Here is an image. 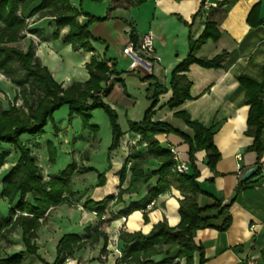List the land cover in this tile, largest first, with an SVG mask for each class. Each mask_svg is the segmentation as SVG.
I'll use <instances>...</instances> for the list:
<instances>
[{
	"label": "crops",
	"instance_id": "0c3cea01",
	"mask_svg": "<svg viewBox=\"0 0 264 264\" xmlns=\"http://www.w3.org/2000/svg\"><path fill=\"white\" fill-rule=\"evenodd\" d=\"M223 1L225 0H148L143 5L136 6L132 0H103L108 8L107 14L102 16L90 14L96 18L108 17L107 21L95 22L88 29L91 35L100 41L96 43L94 52L74 51L71 45L64 43L63 40L69 32L67 27L59 30L58 38L55 39L54 34L58 31L55 22H49L51 31L47 37L44 30L38 29V25L43 23L42 20L34 24L37 25V30L32 36L38 38L37 42L26 37L22 42L26 47L23 50L34 46L36 57L42 66L51 72L64 89L74 83L89 81L90 75L86 65L93 56L106 58L109 60L108 66H113L120 74L118 80L121 82L115 83L111 94L102 101L118 113L120 121L123 116L125 125L120 124L123 137L119 148L109 156L110 168L105 175V184L101 187L98 186V182L92 185L84 203L88 199L100 202L105 198L117 196L120 188L126 190L130 186V169L134 163L130 159L131 154L140 153L149 158L148 163L144 165L146 173L158 169L160 163L150 158L147 143L141 136L130 132L129 123L141 122L153 103L155 92L163 90L154 109L153 123H165L191 139L194 137L193 130L176 115L177 113L187 114L190 121L198 122L205 128L214 127V144L220 154L215 170L206 165L205 151H198L195 154V167L199 172L196 181L203 193L193 198L199 207L209 208L215 200L226 205L236 197L230 210L232 224L226 232L205 229L199 230L195 235V244L204 252V264H264V128L261 133L263 153L259 161L257 152L251 150L254 136L248 131H252L253 128H249L247 123L250 106L246 104V89L239 81L241 76L260 80L264 75V20H260L257 11L253 12L262 0H230L227 6L218 8V4ZM210 18L218 23L221 38L216 43L212 41L206 43L197 53V57L212 60L222 53H227V56L220 68L208 69L197 64L191 65L184 73L191 83L190 99L178 108L171 109L167 103L173 96L170 86L172 73L187 58L190 42L202 35ZM79 20L84 23L87 18L80 17ZM93 28L100 30V35H96ZM132 31L136 35V44L130 36ZM147 34H151L154 40V53L148 57L151 67L124 54V48L128 44H133L140 56L145 57L140 51V44ZM59 43L64 46L60 48ZM56 45H59L60 49ZM72 55L82 57L77 67L70 61H65V58L69 59ZM105 85L104 83L102 86ZM115 93L121 96L120 101L114 99ZM260 99L264 106V93ZM262 123L264 125V119ZM155 139L161 147L178 152L180 158L189 164L192 173L190 148L183 138L176 134L162 133L156 135ZM127 159L132 165L129 170L125 169V179L121 184L119 172L124 168ZM257 167L260 168L259 174L252 176L248 187L236 194L243 176L253 168L257 170ZM3 179H0L2 219L5 208L9 211L11 209L8 200L1 195ZM156 182L157 180H152L150 184L155 186ZM146 194L147 186L138 184L133 191L125 192L120 202H111L107 215L109 223L103 228L97 227L89 231L104 232L106 240L103 236L97 239L88 236L87 245L75 252L64 264H116L122 258L119 253L123 256V243L119 239L122 232L148 235L154 226L162 222L170 228L177 227L181 220L179 208L187 197L192 196L188 194L186 197L172 186L157 197L153 201L154 204L146 210L134 211L122 217L121 211L127 209L133 202L142 200ZM66 205L70 206L69 203H64L51 208L41 220L42 226L37 231L35 243L39 249L38 254L45 261L42 252L46 245L52 244L56 253L59 240L67 233L64 232L61 237H52L54 236L52 231L43 230L44 223L54 210L62 211ZM71 213L79 215L82 220L86 219L85 222L81 221L76 225L79 230L86 226H95L99 221L94 217V213L85 209L84 213L80 209ZM72 232L73 228L68 234L83 237L85 233ZM165 251L167 247L164 248ZM174 254L175 250H172L169 255L173 257ZM199 256V253H195L194 264H199ZM164 257L162 253L152 260L157 263ZM181 264H185L184 259L181 260Z\"/></svg>",
	"mask_w": 264,
	"mask_h": 264
},
{
	"label": "trees",
	"instance_id": "16d2710c",
	"mask_svg": "<svg viewBox=\"0 0 264 264\" xmlns=\"http://www.w3.org/2000/svg\"><path fill=\"white\" fill-rule=\"evenodd\" d=\"M102 2L103 0H93ZM148 0H132L136 6H141ZM230 0H225L218 4V8H223L229 4ZM204 4H202V8ZM261 3L253 10L260 14ZM20 11V15L18 14ZM251 13V15L253 14ZM41 17L54 18L58 29L54 38H58L59 30L69 28L68 34L64 38V43L71 45L74 51L94 52L92 46L93 36L89 32V25L95 22H105L108 17L96 18L85 14L81 10L74 8L70 0H0V72L12 78L15 84L22 85L20 81L11 77L14 70L12 64L16 62L18 69L25 73V78L30 83L32 89L39 92L37 104L29 108L27 115L14 107L0 111V143L11 145L19 152L17 164L11 169L2 182V197L6 198L11 206L10 217L0 218V241L6 239L18 229L22 231V243L24 250L8 258H0V264H21L25 256L36 257L43 264H64L75 252L87 245V240L75 234H65L58 242L56 248V259L53 263L46 262L38 254V247L35 243L37 231L42 226V221L51 208H56L64 203H69L72 194L70 189V178L77 170L75 164H70L62 170L59 175L48 182H44L37 158L33 156L32 150L22 141L24 135L32 137L42 136L45 128L51 122L54 123V114L62 107L69 108V118L81 117L84 127L97 132L96 126H90L91 113L95 110H103L109 118L112 130V142L109 154L120 146L123 137L118 115L109 105L102 101L113 91L114 84L120 83V74L115 69L108 66L109 60H99L93 56L86 65L90 75L86 83H74L67 89L59 84L51 72L42 66L36 57L35 48L30 46L26 52L8 47L10 44L20 42L22 32L26 28L25 19L35 15ZM86 17L87 21L82 23L79 18ZM132 41L136 44L135 32L131 34ZM221 33L218 30V23L211 18L206 24L205 31L195 41L190 42V52L187 58L181 62L173 71L171 78V90L173 96L167 103L171 109L178 108L185 101L190 99L191 83L184 73L193 64L203 68H220L221 63L227 56L222 53L212 60L198 58L197 53L201 48L212 41L218 42ZM136 47V46H134ZM115 67V64H114ZM241 85L246 89V104L250 106L248 115V127L253 128L248 131L254 136L252 151L257 152L259 161L261 160L263 148L261 144V133L264 128V106L260 99L264 93V75L260 80L247 76L239 77ZM106 84L104 87L103 84ZM164 89V88H163ZM163 92H155L152 98V105L146 112L144 119L138 123H129L130 132L141 136L147 143L150 158L160 163L158 169L151 173H146L144 165L149 158L140 153L130 155L134 161L131 171V183L126 190L120 188L117 196L105 198L100 202L91 199L86 200L84 209L96 213L103 217L109 204L113 201L120 202L125 192H131L138 184L147 186L146 196L137 202H133L127 209L120 212L122 217L130 215L134 211L146 210V208L161 194L168 191L172 186L182 192L187 197L179 208L180 223L175 228H170L165 222L154 226L148 235L142 233L128 234L122 232L120 241L123 243V256L116 264H194L195 253H199V264L205 263L204 252L201 247H197L194 238L199 230L214 229L221 233L226 232L232 224L230 213L234 197L230 203L223 205L221 201L215 200L214 204L206 209H201L194 196L203 193L197 184L199 172L195 167V154L198 151L206 152V165L215 170V166L220 159V154L214 144V127L205 128L198 122L190 121V117L185 113H177L186 125L193 130L194 137L191 139L180 131L165 123H153L154 109L158 104L159 95ZM57 133L59 129L56 128ZM176 134L184 139L189 145V157L192 165V173L176 174L173 172L174 162L170 149H165L155 139L158 134ZM8 154H0V169L4 166ZM50 162H54L53 154L50 153ZM110 168V167H109ZM109 168L103 173H98V186L105 184V175ZM85 171H95L94 168H83ZM260 172L257 167L255 176ZM126 170L123 168L119 172L121 184L124 182ZM252 179V178H251ZM241 181L237 187L236 194L248 187L250 180ZM157 180L155 186L150 183ZM29 198L31 200H29ZM92 238L105 237L104 232L93 231ZM89 236V237H90ZM167 251L164 252V248ZM175 250L171 257L170 251ZM164 253L165 257L160 262L152 260L153 257ZM175 259H178L176 262Z\"/></svg>",
	"mask_w": 264,
	"mask_h": 264
},
{
	"label": "rangeland",
	"instance_id": "374dc122",
	"mask_svg": "<svg viewBox=\"0 0 264 264\" xmlns=\"http://www.w3.org/2000/svg\"><path fill=\"white\" fill-rule=\"evenodd\" d=\"M70 2L73 4L72 6L74 8L83 11L89 16L90 14L102 16L106 15L108 12V8L103 2L92 0H71ZM18 14L20 15V11ZM41 20L43 23L38 25V29L44 30V33L48 37L51 31L49 22H54V18L41 17L37 14L25 19L26 28L21 34L22 39L18 43L8 45V47L26 52L28 49L23 50L26 47L22 42L26 37L33 38L34 41L37 42L38 38L32 36V33L37 30V25L34 26V24ZM92 24L89 25V28ZM93 30L96 35H100V30L95 28H93ZM98 42L100 41L94 38L92 46L95 47ZM59 44L61 46L60 48L64 46L62 43ZM56 46L60 49L59 45ZM55 49L58 50L57 48ZM81 59V56L72 55L69 59L65 58V61H70L72 65L77 67ZM99 60H103V58H99ZM12 70L14 71L11 77L15 78L16 82L20 81L23 84H15V81H13L12 78H9L0 72V111H5L14 107L20 110L22 114L27 115L29 113V108L36 106L37 97L40 94L37 90L31 88L30 83H25L28 82L25 78V73L18 69V64L16 62L12 64ZM118 95V93H115L114 95L116 101L121 100V96ZM124 121L123 116H121V121L118 117L119 124L123 125ZM89 125L96 126L98 131L93 132L91 129L85 128L81 117H73L70 119L69 108L64 106L54 114V123L50 122L48 124L42 136L32 137L24 135L22 137V141L32 150L33 156L37 158V164L40 168L44 182L55 179L59 173L66 169L70 164H75L77 170H79L70 178V189L72 191V194L69 197L70 208L66 205V208L62 211L58 212L57 210H54L52 212L53 214L51 213L44 223L45 228H43V230L45 232L49 230L52 231V234L54 235L52 237L55 238L58 236L61 237L64 232L68 234V231L73 228L74 232L72 233L83 234L85 232L82 238L86 240L88 239V236L92 234L89 232L90 230H94L97 227L103 228L109 223L107 217L109 214V208H107L101 218L93 214L94 217L99 220L97 225L86 226L82 230L76 228V225H79L81 221L85 222L86 219L82 220L83 218L79 215L71 213V211L79 209L84 213V199L88 194V191L92 185L98 182V173L106 171L109 165V148L112 142V131L109 118L103 110H96L92 114ZM56 128L59 129L58 133ZM4 153L8 154V157L5 160L4 166L0 170V179H3L8 175L19 159V152L15 148L11 145L0 143V154ZM50 153L53 154L54 162L49 161ZM131 165L132 162L127 159L123 167L126 170H129ZM83 168H94L95 171H85ZM29 200L31 199L29 198ZM12 207L13 206L10 205V208ZM3 212L5 213L2 215L3 218L8 219L10 217L9 209L6 210L5 208ZM21 236V230H17L6 239L0 241V258H8L12 254L24 249L21 246L23 245ZM42 255L48 263L54 262L56 253L52 248V244H49V246L46 245V249L42 252ZM22 264H40V262L32 256H26Z\"/></svg>",
	"mask_w": 264,
	"mask_h": 264
},
{
	"label": "built area",
	"instance_id": "2783aa9c",
	"mask_svg": "<svg viewBox=\"0 0 264 264\" xmlns=\"http://www.w3.org/2000/svg\"><path fill=\"white\" fill-rule=\"evenodd\" d=\"M140 51L141 53H143L145 55V57L140 56V54L135 50L133 44H128L125 48H124V54L136 59L137 61H139V63L147 66V67H151V63L148 62V57L152 56V54L154 53V40H153V36L151 34H147L146 36H144V38L141 41L140 44ZM147 60V61H146ZM171 153H172V159L174 162V167H173V172L176 174H188L191 172L190 170V166L188 163L184 162L181 158L178 152H176L174 149H170ZM241 159V157L239 156V160ZM154 204V202H152L148 207L152 206ZM96 215V213H94ZM122 257V254L119 253Z\"/></svg>",
	"mask_w": 264,
	"mask_h": 264
},
{
	"label": "water",
	"instance_id": "95a60500",
	"mask_svg": "<svg viewBox=\"0 0 264 264\" xmlns=\"http://www.w3.org/2000/svg\"><path fill=\"white\" fill-rule=\"evenodd\" d=\"M260 20H264V0L261 2V10H260ZM256 169L253 168L249 170L244 176H243V181L249 180L252 176L256 174Z\"/></svg>",
	"mask_w": 264,
	"mask_h": 264
}]
</instances>
